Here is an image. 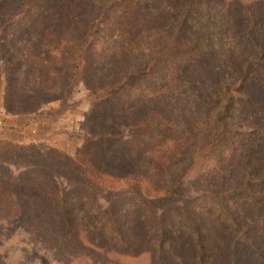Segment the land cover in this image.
I'll return each mask as SVG.
<instances>
[{"label":"trees","instance_id":"1","mask_svg":"<svg viewBox=\"0 0 264 264\" xmlns=\"http://www.w3.org/2000/svg\"><path fill=\"white\" fill-rule=\"evenodd\" d=\"M52 1L20 0V15L28 17L34 5L36 12L50 10ZM66 1L70 21L64 25L71 24V33L64 39L73 46L62 77L72 89L89 76L94 55L116 66L114 78L94 89L99 98L135 97L143 106L128 137L139 166L107 167L86 146L67 154L92 190L74 196L35 191V206L23 210L60 219L40 222L42 236L48 242L59 237L62 245L53 247L69 264H134L146 254L163 264H264V233L247 224L244 211H264V130L258 128L264 117L257 107L264 99L253 96H264V0L212 2L216 15L209 23L195 11L206 0ZM233 38L241 48L231 47ZM213 56H219L217 67L208 64ZM204 71L212 72L205 81ZM193 88L192 115L175 121V110L167 105L166 111L162 101L191 97ZM190 171L203 187L180 207L166 208V201L181 197ZM11 178L15 187L20 178ZM50 199L56 204L41 207ZM212 216L231 236L225 247L214 243Z\"/></svg>","mask_w":264,"mask_h":264},{"label":"rangeland","instance_id":"2","mask_svg":"<svg viewBox=\"0 0 264 264\" xmlns=\"http://www.w3.org/2000/svg\"><path fill=\"white\" fill-rule=\"evenodd\" d=\"M183 1L197 3L202 0ZM218 1L223 0H206L208 4L197 5L196 15H200L202 23H209V16L216 15L215 3ZM20 5V0H0V264H69L53 247L52 243L62 245L59 237L46 232L53 234L50 236L54 241L48 242L39 232L40 222L51 220L53 223L52 220L60 219L33 214L31 210L27 213L23 207L29 208L32 203L35 206L38 195L34 193L39 188L47 195L53 189L68 196H74L77 191L92 190L72 170L74 165L67 154L72 155L78 148L86 146L96 151L100 161L119 171H132L138 167L128 137L143 106L136 104L135 97L122 98V101L99 98L95 89L102 82L113 79L117 69L113 63L100 61L97 55H94L89 76L77 81L70 89L62 77L73 46L65 40L71 33V24L68 28L64 25L70 21L66 14L67 1L53 0L50 10L43 12H36L34 5L28 17L20 15ZM156 6L162 9L158 2ZM261 9L257 8L256 14ZM44 15H51L49 24L38 26ZM214 28L221 32L220 27ZM59 33L63 35L62 39ZM45 42L52 46H43ZM220 43L223 45L226 41ZM229 43L233 49L241 48L240 39L233 38ZM208 64L211 67L220 65L219 56H213ZM211 74L204 71L201 77L205 81ZM193 89L191 97L162 101L166 111L167 105L170 110H175L172 115L175 121H183L185 116L192 115L190 107L198 97V90ZM253 96L256 101L264 99V96ZM257 107L264 117V107L259 104ZM258 128L264 130V119ZM117 134L122 137L116 139ZM162 175L167 181L171 180L166 172ZM11 177L20 178L15 187ZM202 187L203 182L190 171L180 187L181 197L166 201L165 207H180ZM31 195L35 200L30 199ZM47 201H42L41 207L56 204L51 199L49 204ZM244 211L250 219L247 224L264 233V211L249 208ZM207 223L212 228L214 243L221 247L230 243V234L219 225L216 217L212 216ZM259 241L260 249L264 250V237ZM102 261L112 264L107 259ZM131 261L134 264H163L157 255L149 254ZM191 263L192 259H189L188 264Z\"/></svg>","mask_w":264,"mask_h":264}]
</instances>
